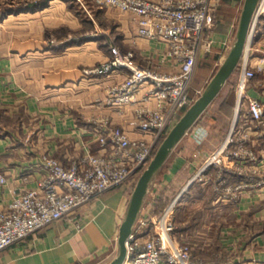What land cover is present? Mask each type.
Wrapping results in <instances>:
<instances>
[{
  "label": "crops",
  "instance_id": "crops-1",
  "mask_svg": "<svg viewBox=\"0 0 264 264\" xmlns=\"http://www.w3.org/2000/svg\"><path fill=\"white\" fill-rule=\"evenodd\" d=\"M54 1L37 10L9 13L0 21L4 33L0 48V172L9 181L6 187L0 186V209L7 206L14 192L37 185L42 175L36 169L41 153L50 152L68 163L84 153L82 142L90 141L92 150L98 147L90 134L96 126L95 118L114 115L101 104L106 88L124 77L122 73L84 77L83 69L100 64L109 50L81 23L76 38L72 36L75 29L69 27L70 34L65 37L57 34L51 38L47 32L46 37L41 36L40 15L49 11ZM234 4L240 7V1ZM108 12L111 16L104 15L112 17L114 27L123 33L125 50L134 42L140 48L149 47L137 36L136 22L130 16L114 9ZM13 23L19 24L16 33L10 29ZM229 25L217 27V39L227 38L231 44L235 33L230 32ZM36 31L40 36L32 35ZM110 40L115 44V38ZM151 46L156 47V43ZM227 50L217 46L214 56L200 60L190 90L193 98L212 78L214 66L223 61ZM262 56L264 22L256 28L249 65L257 66ZM211 57L214 64L206 67L204 60ZM237 82L238 71L173 149L152 183L138 218L160 214L177 199L173 237L177 243L193 244L191 264H264V192L245 194L236 203L217 201L213 184L219 172L215 167L207 170V184L195 181L186 188L228 134L235 114ZM246 85L249 95L264 103V72ZM119 123L129 128L125 121L119 119ZM210 136L214 137L212 141L218 140L213 149L202 144ZM251 147L260 161L258 170L264 172V133L253 136ZM224 178L227 183L240 179L236 174ZM130 194L126 186L104 192L69 218L0 251V264H109L118 252L119 227ZM76 221L82 230L76 228Z\"/></svg>",
  "mask_w": 264,
  "mask_h": 264
},
{
  "label": "built area",
  "instance_id": "built-area-1",
  "mask_svg": "<svg viewBox=\"0 0 264 264\" xmlns=\"http://www.w3.org/2000/svg\"><path fill=\"white\" fill-rule=\"evenodd\" d=\"M81 1L82 0H76ZM239 15L229 25L234 35ZM237 0H97L108 9L130 16L139 39L123 50L109 43L108 57L83 69L84 77L100 78L122 73L121 80L106 88L101 104L113 114L95 118L90 133L98 147L82 142L84 153L64 163L50 152L39 155L36 169L42 175L35 187L14 192L0 209V251L13 246L42 228L69 218L78 208L117 186H135L159 144L198 96L190 95L196 68L217 46L230 47L227 38L217 39L223 2ZM235 5V4H234ZM264 22V0H259L252 21L248 47L237 68V100L228 134L219 148L199 167L186 188L195 181L207 184L209 167L218 169L213 184L217 201L236 203L250 193L264 192V172L251 147L253 136L264 133V103L247 91V83L264 72V56L250 66V48L257 26ZM232 35V36H233ZM152 42L156 47L151 46ZM125 121L129 128L119 123ZM92 142V140H91ZM226 174L240 179L227 183ZM260 176V177H258ZM8 178L0 172V186ZM178 198V197H177ZM177 199L160 214L138 219L127 241L123 264H191L193 244L177 243L174 209ZM76 228L82 230L76 221Z\"/></svg>",
  "mask_w": 264,
  "mask_h": 264
},
{
  "label": "water",
  "instance_id": "water-1",
  "mask_svg": "<svg viewBox=\"0 0 264 264\" xmlns=\"http://www.w3.org/2000/svg\"><path fill=\"white\" fill-rule=\"evenodd\" d=\"M259 0H244L235 35L218 70L208 82L203 92L186 109L178 122L171 128L159 144L153 158L143 170L130 194L127 208L119 227L118 252L109 264H123L127 256V241L138 221L150 187L176 145L195 125L211 103L219 96L228 80L237 71L245 54L252 21Z\"/></svg>",
  "mask_w": 264,
  "mask_h": 264
},
{
  "label": "rangeland",
  "instance_id": "rangeland-1",
  "mask_svg": "<svg viewBox=\"0 0 264 264\" xmlns=\"http://www.w3.org/2000/svg\"><path fill=\"white\" fill-rule=\"evenodd\" d=\"M28 1L30 0H0V21L3 19L4 16H6L3 15L6 11L16 10L18 8H21L22 6H25ZM32 1L36 3L35 0ZM2 2H6V3L4 4ZM50 3L51 5L49 7H51V9L46 13L40 15L39 18L40 20L38 19L39 21L42 22L41 24L42 28L38 30V32L41 30L42 37H46L47 35L50 36L51 38H54L57 34L59 36L62 35L63 37H65L66 35L70 34L69 28H73L75 29V31L72 32V36L76 38L80 35V31L77 30L80 26L79 23H81L82 27L83 26L86 27L84 28V30L88 34H90V36H92L93 38H99V42L105 45L104 46L105 49H107L109 43L113 42L110 40V38H115V43L120 45L121 48L125 50L124 47H126L127 45L123 42L124 37L122 35L123 34L122 31L116 26L114 27V23L116 21H114L112 17H107L104 15V14L110 15L108 12V8H106L101 3H98L97 0H82V2L76 0H56ZM238 10H239V5L233 4L231 6L229 2H223L219 9V15L223 16V19L219 24V28L220 27L221 29L227 28L232 18L233 17L235 18L236 16L239 15ZM18 26L19 24L13 23L11 24L10 29L16 33L19 28ZM32 27L33 25L31 24V29ZM34 29L37 30L36 28ZM45 32H47L46 35ZM35 33L37 36H40L38 35L39 33H37V31L32 33V35ZM2 34L4 33H2V27L0 23V48L3 39ZM49 45L51 46L52 44ZM98 46L100 47V45ZM42 47L44 48L46 46L43 44ZM222 54L223 52L217 56H221ZM220 64L221 61L217 62L216 66H214L215 68L214 71L212 72L213 75L218 70ZM234 78L235 76L233 77V79ZM206 85L204 86V88L206 87ZM225 94L226 91L223 94V96ZM223 96H221V98L217 100V103L222 99ZM213 138L214 137L211 136L208 137L206 141H204L202 144L205 146H209L210 149H213L214 144L218 143V140L216 138L214 139V141H212Z\"/></svg>",
  "mask_w": 264,
  "mask_h": 264
},
{
  "label": "trees",
  "instance_id": "trees-1",
  "mask_svg": "<svg viewBox=\"0 0 264 264\" xmlns=\"http://www.w3.org/2000/svg\"><path fill=\"white\" fill-rule=\"evenodd\" d=\"M49 1L50 0H37V2L35 3L34 1L30 0L27 2V4L25 6H22L21 8H18L16 10H8L3 15H7L9 13H14L17 11H22L23 9L24 10H37L39 8H43V7L47 6ZM2 3L5 4L6 2H2ZM213 64H214V58L213 57L207 58L204 60V65H206V67H212ZM227 102H228V100H227ZM133 189H134V186L130 187L131 192L133 191ZM158 214H159V212H158Z\"/></svg>",
  "mask_w": 264,
  "mask_h": 264
}]
</instances>
